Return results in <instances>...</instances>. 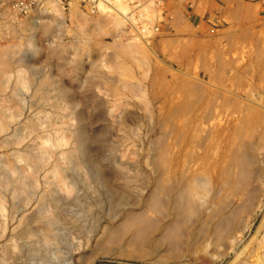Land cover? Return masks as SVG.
Returning a JSON list of instances; mask_svg holds the SVG:
<instances>
[{
	"label": "rangeland",
	"instance_id": "obj_1",
	"mask_svg": "<svg viewBox=\"0 0 264 264\" xmlns=\"http://www.w3.org/2000/svg\"><path fill=\"white\" fill-rule=\"evenodd\" d=\"M167 7L144 39L79 0H0V264H264V27L199 44Z\"/></svg>",
	"mask_w": 264,
	"mask_h": 264
},
{
	"label": "crops",
	"instance_id": "obj_2",
	"mask_svg": "<svg viewBox=\"0 0 264 264\" xmlns=\"http://www.w3.org/2000/svg\"><path fill=\"white\" fill-rule=\"evenodd\" d=\"M189 2L164 0L177 19L185 21L194 30L195 43L224 41L232 36L234 29L264 27V0H195L190 8ZM208 28L214 30V37L208 34Z\"/></svg>",
	"mask_w": 264,
	"mask_h": 264
},
{
	"label": "bare ground",
	"instance_id": "obj_3",
	"mask_svg": "<svg viewBox=\"0 0 264 264\" xmlns=\"http://www.w3.org/2000/svg\"><path fill=\"white\" fill-rule=\"evenodd\" d=\"M100 2L98 3L97 2V4H95V6L98 8V11L101 13V14H103L105 17L106 16H110L111 17V15H114V16H116L117 18H119L120 20H122V22H127V17H129V13H130V8H129V6H128V4L129 3H127L125 0H99ZM129 2H130V0H129ZM133 2V0L130 2V3H132ZM131 5V4H130ZM41 11V10H40ZM45 16V15H44ZM43 16V17H44ZM103 16V17H104ZM37 19V18H36ZM40 19V18H39ZM39 19L37 20V21H39ZM132 20H133V18H132ZM41 21V20H40ZM50 21V20H49ZM33 23H34V21H33ZM36 23V22H35ZM41 22H39V24H40ZM43 23V22H42ZM41 26V25H40ZM39 26V27H40ZM57 26V25H56ZM38 27V26H37ZM50 27V25H49V23L48 22H44V24H43V26H42V30H47L48 28ZM50 28H52V26L50 27ZM39 30H41V27H40V29ZM51 31V30H50ZM25 34V33H24ZM143 40V39H142ZM50 48H51V46H50ZM16 49V48H15ZM56 49V48H55ZM49 50V49H48ZM51 50V49H50ZM18 52V51H17ZM56 52V51H55ZM11 53V52H10ZM10 53L8 54V59L10 60V58L12 57L11 55H10ZM18 54V53H17ZM16 53H15V55H17ZM50 55V54H49ZM10 56V57H9ZM18 56V55H17ZM51 56V55H50ZM48 57V56H47ZM7 58V57H6ZM5 58V59H6ZM17 58V57H16ZM52 58V57H51ZM12 59H14V57L12 58ZM11 59V60H12ZM56 59V58H55ZM59 60V59H58ZM10 62V61H9ZM14 62V61H13ZM19 62V61H18ZM75 62V61H74ZM15 64V63H14ZM13 64V65H14ZM59 66V65H58ZM17 75H18V73H17ZM43 75V74H42ZM5 75H3L2 77L0 76V92H4L5 91V89H4V85H5V83H6V80H7V78H5L4 77ZM91 76V75H90ZM6 77H7V75H6ZM49 77V76H48ZM47 77V78H48ZM21 78V77H20ZM90 78V77H89ZM41 79H43V78H41ZM90 79H92V78H90ZM10 80V79H9ZM12 80V79H11ZM50 80V79H49ZM46 81H47V79H46ZM11 82V81H10ZM38 82H40V81H38ZM91 82V81H90ZM50 83H52V82H50ZM92 83V82H91ZM40 84H42V85H46V82H45V80L43 79L41 82H40ZM53 84H54V82H53ZM17 85H19L18 83H17ZM21 85V84H20ZM39 85V84H38ZM41 85V86H42ZM45 85H44V87H45ZM6 86V85H5ZM47 86H48V84H47ZM52 86H55V85H52ZM13 87V86H12ZM37 87V86H36ZM7 88H9V87H7ZM41 88V87H40ZM40 88H39V91H40ZM43 88V87H42ZM48 88V87H47ZM16 89V88H15ZM44 89V88H43ZM45 90V89H44ZM47 90V89H46ZM45 90V91H46ZM42 91V90H41ZM44 91V92H45ZM47 92V91H46ZM64 92V91H63ZM39 93V92H38ZM56 93V92H55ZM15 94V90L13 91V95ZM41 94V93H40ZM17 95V94H16ZM43 95H45L44 93H43ZM58 95V94H57ZM61 95V94H60ZM40 96V95H39ZM38 96V97H39ZM16 97H18V95L16 96ZM58 97V96H57ZM62 97V96H61ZM59 98V97H58ZM46 99V98H45ZM61 99V98H60ZM1 101V100H0ZM37 101V100H36ZM17 102H19L18 100H17ZM56 102H58L57 100L55 101V103ZM45 104V103H44ZM51 104H52V102H51ZM57 104H59V103H57ZM56 104V105H57ZM54 107H55V105H54ZM53 108V107H52ZM57 108V107H56ZM58 109H60V107L58 108ZM6 116H8V115H6V113H5V110H3V109H0V122L2 123H0L1 124V126H0V132H3L4 130H5V127H6V124H7V122L5 123V121H4V119H5V117ZM7 121V120H6ZM8 128H9V126H8ZM8 131V130H7ZM6 131V132H7ZM5 132V133H6ZM4 134V133H3ZM0 135H2V134H0ZM5 135V134H4ZM10 135V134H9ZM78 135H79V133H78ZM6 136V135H5ZM8 137V136H7ZM11 138V137H10ZM17 138V137H16ZM13 139V141L15 140V138H12ZM18 139V138H17ZM5 140V139H4ZM19 140V139H18ZM3 141V140H2ZM34 141V140H33ZM30 142V141H29ZM5 143H6V140H5ZM8 139H7V145H8ZM13 143H15V141L13 142ZM11 144V143H10ZM19 144V143H18ZM17 146V145H16ZM35 146V145H34ZM12 147V146H11ZM10 147V148H11ZM24 147V146H23ZM32 147V146H31ZM40 147V146H39ZM5 148V147H4ZM17 148V147H16ZM22 148V147H21ZM19 150H20V148H19ZM24 150V149H23ZM74 150V149H73ZM12 151V150H11ZM17 151V150H16ZM18 152V151H17ZM33 152V151H32ZM39 152V151H38ZM37 152V153H38ZM41 152V151H40ZM61 152V151H60ZM64 152V151H63ZM30 153H31V151H30ZM47 152H45V150H42V153H39V157H36L35 156V159H30V158H27V162H30V163H32L33 162V164L35 165V167L37 166V167H42V165L44 164V162H45V157H46V154ZM77 153V152H76ZM32 154V153H31ZM17 155V154H16ZM55 155H57V154H55ZM18 156V155H17ZM73 156V155H72ZM60 157V156H59ZM58 157V158H59ZM77 157V156H76ZM46 158H48V157H46ZM57 158V160H59ZM17 159V158H16ZM19 159V158H18ZM22 159H23V157H22ZM60 160H62V159H60ZM20 162V161H19ZM59 162H61V161H59ZM29 163V164H30ZM49 163V162H48ZM26 164V163H25ZM31 165V164H30ZM14 167V166H13ZM19 167V166H18ZM60 167V166H59ZM3 168V167H2ZM17 168V167H16ZM51 168V167H50ZM54 169L52 170L53 171V173H56V166L55 167H53ZM4 169H5V167H4ZM18 169V168H17ZM43 169H45V168H43ZM42 169V170H43ZM62 169V168H61ZM63 170V169H62ZM10 171H12V170H10ZM9 170L7 171V172H10ZM17 171V170H16ZM27 171V170H26ZM37 171V170H36ZM4 172V171H3ZM2 172V173H3ZM18 172H19V170H18ZM38 172H39V169H38ZM13 173H15V170H13ZM81 175V174H80ZM97 175H99V174H97ZM9 176V175H8ZM10 178V177H9ZM25 178V177H24ZM100 178V177H99ZM22 179V178H21ZM0 180H1V177H0ZM6 180H8V179H6ZM22 181V180H21ZM20 181V182H21ZM32 181V180H31ZM101 181V180H100ZM5 184V183H4ZM3 184V185H4ZM1 185V184H0ZM15 185V184H14ZM25 185V184H24ZM30 185H32V184H30ZM5 186V185H4ZM6 187H7V185H6ZM29 187V186H28ZM17 189L16 190H18L19 189V191L21 190H23V184L22 183H17V187H16ZM30 188V187H29ZM28 188V189H29ZM31 188H32V186H31ZM8 189V188H7ZM15 189V188H14ZM33 189V188H32ZM30 190V189H29ZM2 191V190H1ZM16 193V192H15ZM10 194H11V192H10ZM16 194H18V192L16 193ZM25 194V193H24ZM31 194V193H30ZM27 195V194H26ZM33 195V194H32ZM45 195V194H44ZM12 196V195H11ZM46 196V195H45ZM14 197H16V196H14ZM21 197V196H20ZM22 197H24V196H22ZM27 197V196H26ZM34 197V196H33ZM36 197V196H35ZM53 197V196H52ZM45 198V197H44ZM9 199H11V197L9 198ZM23 199H25V198H23ZM51 199H53V198H51ZM51 199H49V200H51ZM20 200V199H19ZM122 200V199H121ZM124 200V199H123ZM11 201V200H10ZM14 201H15V199H14ZM13 201V202H14ZM39 202H41V201H39ZM44 202V201H43ZM46 202V201H45ZM44 202V203H45ZM120 202V201H119ZM16 203V202H15ZM14 203V204H15ZM21 203V202H20ZM44 203H43V206H44ZM48 203V202H47ZM13 204V203H12ZM25 204V203H24ZM28 204V203H27ZM59 204V203H58ZM28 205H30V204H28ZM39 205V204H38ZM41 205V204H40ZM42 206V205H41ZM14 207H16V206H14ZM22 207H24L23 205H22ZM37 207V206H36ZM40 207V206H39ZM38 207V208H39ZM47 207V206H46ZM11 208V207H10ZM13 208V207H12ZM26 208V207H25ZM37 208V209H38ZM41 208V207H40ZM39 208V209H40ZM18 209V208H17ZM44 209V208H43ZM46 209V208H45ZM26 210V209H25ZM41 210V209H40ZM10 211V210H9ZM13 211V209L11 210V212ZM38 211V210H37ZM45 211V210H44ZM47 211H48V209H47ZM18 212H20V211H18ZM17 212V213H18ZM36 212V211H35ZM41 212H43V211H41ZM41 212H39L40 213V215H41ZM10 213V212H9ZM45 214H46V212H44ZM43 213V214H44ZM49 213V212H48ZM53 213V212H52ZM20 214V213H19ZM18 215V214H17ZM46 215H48V214H46ZM10 216H11V214H10ZM19 216V215H18ZM35 216H37V214L35 215ZM34 216V217H35ZM50 216V215H49ZM1 217H2V215H1ZM0 217V218H1ZM5 217H6V215H5ZM41 217V216H40ZM52 217V216H51ZM29 218V217H28ZM27 218V219H28ZM37 218V217H36ZM45 218V217H44ZM7 219V218H6ZM14 219V218H13ZM20 219V218H19ZM49 219V218H48ZM18 220V219H17ZM22 220V219H21ZM41 220V219H40ZM52 220V219H51ZM53 221H54V219H53ZM10 222H11V220H10ZM19 222V221H18ZM21 222V221H20ZM30 222L31 221H29L28 223L30 224ZM33 222V221H32ZM49 222H50V220H49ZM0 224H2V222H0ZM18 224V223H17ZM32 224V223H31ZM43 224H45V223H43ZM3 225V224H2ZM19 225V224H18ZM4 226V225H3ZM52 226V225H51ZM32 227V226H31ZM35 227V226H34ZM46 227H48V226H46ZM37 228V227H36ZM51 228V227H50ZM32 229V228H31ZM47 229V228H46ZM25 230H26V228H25ZM25 230H24V232H25ZM35 230V229H34ZM38 230V229H37ZM29 231V230H28ZM41 231V230H40ZM39 231V232H40ZM30 232V231H29ZM32 232V231H31ZM36 232V231H35ZM61 232V231H60ZM15 233V232H14ZM24 234V233H23ZM41 234V233H40ZM38 235H39V233H38ZM20 236V235H19ZM26 236V235H25ZM47 238V237H46ZM24 239V238H23ZM26 239V238H25ZM42 239V238H41ZM27 240V239H26ZM32 240V239H31ZM53 241H54V239H53ZM54 249V248H53ZM78 252V251H77ZM8 254V253H7ZM18 257H19V255H18ZM63 257H64V255H63ZM5 260H7V259H5ZM58 260H59V258H58ZM63 262H62V264H74L73 263V261H72V257H71V254L70 253H65V257L63 258V259H61ZM14 262V261H13ZM51 264H53V261H52V263ZM60 264V263H59Z\"/></svg>",
	"mask_w": 264,
	"mask_h": 264
},
{
	"label": "built area",
	"instance_id": "obj_4",
	"mask_svg": "<svg viewBox=\"0 0 264 264\" xmlns=\"http://www.w3.org/2000/svg\"><path fill=\"white\" fill-rule=\"evenodd\" d=\"M79 1L90 12L98 14L100 13L98 12V8L95 6L97 2H100L99 0ZM194 1L195 0H190L188 4L189 8ZM163 2L164 0H134V10L129 13L127 22H129V18L131 17H134V19L138 21L139 31L137 32V34H139V37L144 39L152 38L160 31L161 27L165 24L164 14L162 10Z\"/></svg>",
	"mask_w": 264,
	"mask_h": 264
}]
</instances>
